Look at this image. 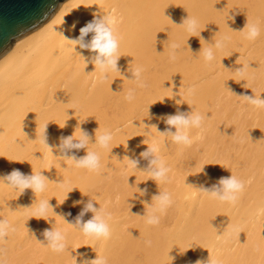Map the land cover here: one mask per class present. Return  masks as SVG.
<instances>
[{"label":"bare ground","instance_id":"obj_1","mask_svg":"<svg viewBox=\"0 0 264 264\" xmlns=\"http://www.w3.org/2000/svg\"><path fill=\"white\" fill-rule=\"evenodd\" d=\"M94 15L113 16L120 39V73L110 72L107 80L91 62L95 53L68 40ZM188 16L198 21L204 40L179 26ZM247 20L260 26L255 41L241 31ZM224 37L230 40L206 62L201 49ZM172 43L180 45L175 61L169 58ZM250 64L243 75L235 72ZM136 67L143 68L147 88L134 81ZM129 89H136L131 102L125 99ZM243 95L264 98V0H68L0 60V178L18 168L42 172L51 182L36 195L0 181V218L16 228L0 242L2 264H76L80 252L107 264H264V108ZM193 109L206 119L202 129L190 130L192 145L163 142L159 132L167 125L159 117ZM47 123L51 148L39 138ZM79 127L92 137L89 150L101 156L100 174L60 158L59 138L75 131L78 138ZM105 131L114 139L101 149L93 144ZM143 141L160 143L170 182L158 183L124 159L137 158L139 169H146L139 157L148 147ZM232 173L246 185L236 204L199 190ZM160 191L169 192L173 204L158 213V225H149L143 216L153 212L152 197ZM42 199L53 206L50 223L30 219ZM89 201L112 214L110 239L85 237L69 224ZM53 227L67 235L62 253L45 244L43 232Z\"/></svg>","mask_w":264,"mask_h":264},{"label":"clouds","instance_id":"obj_2","mask_svg":"<svg viewBox=\"0 0 264 264\" xmlns=\"http://www.w3.org/2000/svg\"><path fill=\"white\" fill-rule=\"evenodd\" d=\"M56 5L52 4L49 6V11L44 12L41 19L47 20L50 12H55ZM231 19H234L232 17ZM116 20L111 15L95 16L92 20L88 21L79 29V35L73 39H68L75 45V49H86L95 53L92 63L95 68H99L102 73V79L107 80L110 72H119V47L120 39L116 34ZM186 28V31L191 33V37H197L200 40H204L199 30L198 21L195 18L188 16L183 19V22L179 25ZM75 27V25H73ZM247 29L246 38L250 41L257 40L261 35V29L258 23L250 24L247 23L243 30ZM198 33V35H197ZM90 39H87L89 38ZM189 38V39H190ZM230 40V37H224L222 40H216L211 47L207 49H201L204 52V59L206 62H211L215 59L214 49L219 50L225 47L226 42ZM189 41V40H188ZM190 47V46H189ZM170 48V60L175 61L179 54L180 45L176 43L169 44ZM226 68V67H225ZM248 68H252L250 65H242L235 70L236 73L243 75ZM143 68L136 67L132 69L134 81L139 88H147L148 84L142 78ZM243 81V80H242ZM244 86V85H243ZM195 87H189L187 92L190 95L195 94ZM136 96V89H129L125 99L129 102L133 101ZM242 98L248 102V104L256 108H264V98L261 96H250L243 95ZM34 113V112H29ZM207 118H210L209 116ZM163 121L167 128L159 132L160 136L164 138L163 142H166V138H170L171 142L175 145L191 146L193 143L190 137L191 129H202L206 116L204 114L193 111L191 113L178 112L177 114H166L165 116L159 117ZM48 124L47 123L39 138L41 142L47 147L51 148L48 144ZM145 127L156 128V125H145ZM80 135L76 137V131L72 135L61 136L60 143L56 146L61 153V159L66 162H73L76 168L87 169L90 172L100 174L103 165L101 164V156L96 151L89 150V144L92 139L91 135L87 130L79 127ZM172 129H175L173 132ZM99 130V129H98ZM97 130V132H98ZM26 134V133H25ZM114 139V134L111 131H105L103 134L96 135L95 143L93 145L99 146L101 149H108ZM143 143L147 144L148 147L139 153V157L146 160L147 168L139 169L140 160L125 156L129 161V166L134 170H140L149 175L150 179L156 182H170L171 172L170 167L166 164L163 157L160 155L161 146L160 143ZM87 149V154L78 157L75 153ZM113 149V148H112ZM17 162H23L22 160H13ZM5 185L11 189H14L19 194H23L26 190H31L36 195L38 193H44L48 188L49 178L42 172H33V174H25L20 169H13L10 173L0 178ZM129 183V179H128ZM64 182L57 183L58 186H63ZM245 182L238 179L233 173L231 176L219 178L218 184H213L210 187L201 186L200 191L211 195L221 202L236 204L241 194L245 190ZM73 190L68 191V194ZM142 195H147L148 189H139ZM152 200L156 202V206L151 214H146V223L149 225H158L160 223V215L167 211V209L173 204L171 194L167 191H160L159 194H154ZM36 203V201L34 202ZM79 203V202H78ZM33 205L30 207L32 208ZM49 209H53L52 204L47 199H42L36 203L35 209L31 214L30 219L44 220L49 222L48 213ZM92 212L93 216L91 219L84 221V216ZM70 216L71 213H68ZM29 219V220H30ZM113 219L112 214L107 212L103 207L97 208L94 204L89 201L76 216L74 224L71 222L70 225L81 231L85 237H92L96 240H108L112 236V228L109 221ZM50 223V222H49ZM16 228L10 224L7 219L0 218V242L6 241L10 234L15 233ZM241 233H239L240 235ZM45 238V244L47 247L52 249L56 253H62L68 248L67 235L57 228H47L43 232ZM150 246L151 241H146ZM191 249V248H190ZM4 249L0 248V255H3ZM76 264H107V260L96 255L95 258L89 257L87 252L78 253V257L75 256ZM2 264V261H0ZM193 264H213L211 260L204 261L197 259Z\"/></svg>","mask_w":264,"mask_h":264},{"label":"water","instance_id":"obj_3","mask_svg":"<svg viewBox=\"0 0 264 264\" xmlns=\"http://www.w3.org/2000/svg\"><path fill=\"white\" fill-rule=\"evenodd\" d=\"M68 0H0V60L16 44L48 23ZM55 4V12H50L47 20H42L44 12Z\"/></svg>","mask_w":264,"mask_h":264}]
</instances>
